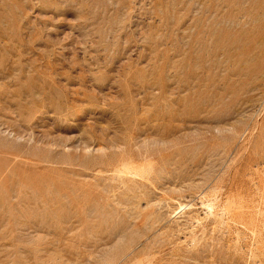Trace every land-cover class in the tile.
I'll use <instances>...</instances> for the list:
<instances>
[{
  "label": "rangeland",
  "instance_id": "374dc122",
  "mask_svg": "<svg viewBox=\"0 0 264 264\" xmlns=\"http://www.w3.org/2000/svg\"><path fill=\"white\" fill-rule=\"evenodd\" d=\"M0 264H264V0H0Z\"/></svg>",
  "mask_w": 264,
  "mask_h": 264
}]
</instances>
